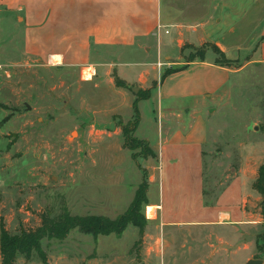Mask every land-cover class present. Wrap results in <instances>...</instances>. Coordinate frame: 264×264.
<instances>
[{
  "label": "rangeland",
  "instance_id": "rangeland-1",
  "mask_svg": "<svg viewBox=\"0 0 264 264\" xmlns=\"http://www.w3.org/2000/svg\"><path fill=\"white\" fill-rule=\"evenodd\" d=\"M15 27L9 32L4 23L0 35V215L8 220L10 231L34 229L42 214L57 215L64 207L73 215L116 218L130 208L140 184H148L143 236L134 225L121 237H94L75 229L63 240L42 241L46 259L37 252L31 260L19 257L16 264H246L252 258L264 259L262 196L253 191L254 181H248L245 193L242 186V194L226 199L234 212L231 218L210 212L222 207L227 177L220 175L221 165L204 167L208 177L201 204L209 213L182 207L196 200L187 196V183L181 182L190 170L184 162L177 169L172 166V176L177 173L182 186L171 185L166 173L161 198L160 156L152 146L162 133L157 97L140 102L139 117L134 99H142V90L136 94L120 89L114 68L100 67L87 80L84 65L55 64L25 54L23 33ZM209 49L186 44L179 62H190ZM95 55L89 56L90 63L104 57ZM245 58L230 68L238 69ZM182 64L168 67L166 60L157 59L159 81ZM231 85L230 108L212 125L219 130L220 144L211 149L231 154L221 161L232 160L237 168L246 162L243 155L249 163L263 164L264 66H249L233 75ZM126 137L135 149L125 145ZM240 142L254 149L243 153ZM149 191L155 202L164 198V211L150 205ZM168 210L177 213H165Z\"/></svg>",
  "mask_w": 264,
  "mask_h": 264
},
{
  "label": "crops",
  "instance_id": "crops-1",
  "mask_svg": "<svg viewBox=\"0 0 264 264\" xmlns=\"http://www.w3.org/2000/svg\"><path fill=\"white\" fill-rule=\"evenodd\" d=\"M4 23L9 32L17 24L23 33L25 54L55 64L84 65L95 73L100 67H112L127 88L151 90L148 99L157 97L162 120L159 141L152 145L160 156L161 198L165 192L163 176L167 173L170 184L178 186L180 181L177 173L172 176V166L177 169L184 162L190 170L181 182L187 183V196L197 203L183 202L186 206L182 207L195 208L196 214L209 213V208L201 204L208 177L204 167L221 165L224 169L220 175L227 177L220 194L222 207H212L210 212L231 218L234 212L226 199L242 194V186L245 193L248 181H255L262 164L249 163L247 155H243L244 164L240 159L239 168L232 160L222 162L231 154L215 146L211 149L217 141L220 144L219 130L212 125L216 116L230 108L233 75L249 66H264V0H0V35ZM186 44L215 45L230 60H246L238 69L220 66L212 48L203 57L179 62ZM93 54L104 57L90 63ZM157 59L166 60L168 67L174 63H184L185 67L159 81ZM148 99H134L139 115L140 102ZM238 146L243 153L254 149L244 142ZM149 201L157 210L166 208L164 198L161 203L155 202L150 191ZM1 219L10 231L8 220L0 215Z\"/></svg>",
  "mask_w": 264,
  "mask_h": 264
},
{
  "label": "trees",
  "instance_id": "trees-1",
  "mask_svg": "<svg viewBox=\"0 0 264 264\" xmlns=\"http://www.w3.org/2000/svg\"><path fill=\"white\" fill-rule=\"evenodd\" d=\"M264 39V38H263ZM213 51L217 54V64L223 67H229L231 63H239V60H230L226 57L217 46L212 45ZM205 52L199 56H204ZM190 61H193L190 60ZM185 66L174 68L167 71L163 75L162 80L168 75L184 69ZM118 86L127 87V84L116 78ZM149 91V93H148ZM151 90L141 92L142 99L150 97ZM145 95V96H142ZM134 109L139 113L138 101L134 102ZM136 113V114H138ZM140 117V115H139ZM139 123V119L135 122V129ZM125 145L131 149H135L133 144L130 145L128 137H126ZM253 189L262 196L261 215L264 219V163L259 167L257 178L253 183ZM148 184L146 181L138 187L135 198L130 208L124 214L109 218L103 215H73L67 207L62 211L53 215L52 211L42 214L41 224L34 229L21 228L17 233L9 231L3 219L0 221V255L2 258L1 264H16L19 257H24L26 260H31L34 253H39L44 259L46 254L42 249V241L44 239H65L72 230L78 229L84 234H91L94 237L100 235H116L121 237L130 225H134L140 229V234L143 236L146 218L142 214V209L148 203Z\"/></svg>",
  "mask_w": 264,
  "mask_h": 264
},
{
  "label": "water",
  "instance_id": "water-1",
  "mask_svg": "<svg viewBox=\"0 0 264 264\" xmlns=\"http://www.w3.org/2000/svg\"><path fill=\"white\" fill-rule=\"evenodd\" d=\"M131 89L136 94H138L139 91H140L139 87H132ZM246 264H264V259H262V258H252V259L248 260Z\"/></svg>",
  "mask_w": 264,
  "mask_h": 264
},
{
  "label": "bare ground",
  "instance_id": "bare-ground-1",
  "mask_svg": "<svg viewBox=\"0 0 264 264\" xmlns=\"http://www.w3.org/2000/svg\"><path fill=\"white\" fill-rule=\"evenodd\" d=\"M57 60H60V57L56 58ZM95 74V71L93 68H88L83 71V77L87 80L91 79L92 76ZM76 133H74L75 135Z\"/></svg>",
  "mask_w": 264,
  "mask_h": 264
}]
</instances>
